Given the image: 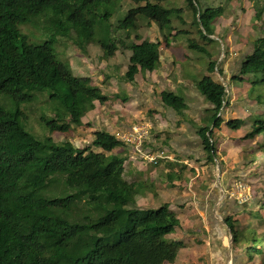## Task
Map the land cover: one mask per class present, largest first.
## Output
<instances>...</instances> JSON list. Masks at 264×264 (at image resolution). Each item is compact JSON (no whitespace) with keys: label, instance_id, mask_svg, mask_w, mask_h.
<instances>
[{"label":"trees","instance_id":"1","mask_svg":"<svg viewBox=\"0 0 264 264\" xmlns=\"http://www.w3.org/2000/svg\"><path fill=\"white\" fill-rule=\"evenodd\" d=\"M117 1L0 0V264H166L174 262L184 246L182 240L169 236L180 225L177 212L168 202L138 205L137 197L145 189L142 183L125 177L122 154L105 152L125 145L118 136L96 130L91 144L78 147L70 139L41 138L26 127L27 115L21 106L33 102L37 93H48L54 110V116L40 115L41 124L62 133L82 125L95 100L109 99L93 86L90 76L75 75L69 61L57 57L52 47L56 36L70 37L74 32L81 49L97 43L107 59L118 49L129 50L125 79L133 82L140 70L153 71L160 62L161 42L140 34L144 25L154 22L162 32L184 34L187 47L208 60L210 74L201 77L197 87L213 113L199 134L207 158L214 162L213 128L223 122L229 86L211 76L216 71L222 75L223 69L208 45L217 43L212 37L214 22L223 16L224 6L184 0L193 13L197 39L188 36L190 29L175 26L174 19L186 23L181 7L162 6L168 0H131L136 6L116 25L126 31L125 40L111 33L110 17ZM43 15L49 16L53 35L33 43L21 26ZM263 15L264 5L256 9L255 18ZM132 34L141 42L130 41ZM252 45L231 78L248 76L253 90L264 82V28ZM161 98L178 113L186 108L185 98L172 90L162 91ZM226 123L238 129L244 121ZM263 132L264 119L256 118L248 136ZM110 201L113 207L105 215L93 211L94 206H107Z\"/></svg>","mask_w":264,"mask_h":264},{"label":"crops","instance_id":"2","mask_svg":"<svg viewBox=\"0 0 264 264\" xmlns=\"http://www.w3.org/2000/svg\"><path fill=\"white\" fill-rule=\"evenodd\" d=\"M140 31L143 38L161 42L158 67L153 71L140 70L133 82L127 81L130 51L116 50L98 76L103 83L98 87L109 99L103 103L95 101L94 108L82 117L79 128L88 123L89 129L106 130L119 137L132 125L145 123L150 126V150L155 152L162 146L170 149L172 158L161 159L158 164L133 161L132 149L127 145L105 151L125 157L124 175L128 180L143 184L141 177L150 178V194L149 188L144 187L137 197L140 206H146L150 199L151 206L168 202L177 212L180 225L169 236L182 240L184 246L179 248L174 262L166 264H264V192L261 189L262 194L259 192L249 204H239L230 194L240 183L249 191L255 187L259 174L264 175V132L248 136L254 126L250 119L264 113V104H259L262 102L259 96L250 97L251 78H231L238 73L244 55L227 56L220 80V75L211 73L215 80H223L229 86L223 122L219 128H213L217 153L211 162L199 128L213 112L211 103L197 87V81L210 74L208 62L199 65L200 56H183L185 40L169 38L167 44L154 22ZM164 90L185 98L183 112L164 104L161 98ZM95 117L97 125L90 121ZM229 119H242L244 123L232 129L226 123ZM93 138L94 134L91 142ZM94 150L104 152L102 148ZM252 210H258L260 216H252Z\"/></svg>","mask_w":264,"mask_h":264},{"label":"rangeland","instance_id":"3","mask_svg":"<svg viewBox=\"0 0 264 264\" xmlns=\"http://www.w3.org/2000/svg\"><path fill=\"white\" fill-rule=\"evenodd\" d=\"M200 2L202 6L223 5L225 9L223 16L218 17L214 22L216 30L212 37L217 40V43L208 45L209 50L213 52V58L218 61L217 66L219 68L222 67L223 62L227 59L228 55H238L239 57L243 55L245 56L253 49V40L260 33H262L264 28V15L262 19H256L255 12L257 8L264 5V0H200ZM162 4V6L165 5L169 7H181L183 9V18L185 19L186 23L182 24L178 20L174 19L175 26H177V28L186 27L190 29L191 33L188 36L197 37V39H200L197 32V27L192 24L193 13L188 8L184 0H168L166 2H163ZM133 6H136V4L131 0H120L114 4L113 14L110 17V24L112 26L111 33L115 38L128 40L126 38V31L116 29V25L118 24L119 19L123 18L128 10ZM101 11H103V8H101ZM104 23H107V21H104ZM21 29L23 32L29 35V39L33 43L44 42L53 35V28L49 21V16L47 15L34 18L30 23L23 24L21 26ZM172 32H174L175 34L176 31ZM172 32L168 30L165 32L161 31L162 39L164 41L169 40V38L182 39L184 36V34L174 35ZM100 34L101 32L99 30L98 35ZM75 36L76 34L72 32L70 37L58 35L54 38L52 47L57 57L64 62L69 61L71 67L73 68L72 72L75 75L90 77L94 76V82L92 81V84L94 83L93 86H102L100 84L103 83L101 81H98V76L102 74L100 70L104 71L103 69L107 57L101 55L102 49L97 43H90L88 45H85V50L81 49V47L78 46L74 41ZM136 40L137 39L134 37V34H132L130 41ZM243 43L245 44L243 45ZM187 54L196 55L197 57L200 56L202 59L199 62V65H201V63L203 65L204 62H208L203 53L190 50L185 44L183 56H186ZM215 74H217L218 76L220 75V73L218 72H215ZM220 79L221 75L219 77V80ZM101 95H104V93H101ZM249 95L251 98L259 96V99L262 101L259 104H264V82H260L259 84L254 85V88L253 90L251 89ZM95 101L99 102V100ZM21 107L27 115V119L25 120L26 127L35 135L41 138L53 137L56 142H62L71 137L74 139L77 145L82 147L91 144L92 134H94L95 132L93 129L95 128L89 129L90 125H88V123L83 129L79 128L81 126L80 125L74 127L68 133H62L58 131L53 132L41 124L39 118L42 113H45L48 116H54L52 105L48 102V93H37L36 98L33 102L23 104ZM256 118L264 119V113L261 115L255 114L250 120L253 122ZM90 121L97 125L98 119L95 117V120L91 119ZM149 141L150 135L148 142L145 144V147L147 149H150L148 147V144H150ZM126 145L131 147L132 149L131 159H133V161L138 162V160H147L138 158V154L136 153L134 147L128 144ZM169 153H171L170 149ZM259 175L260 176H258L257 180L255 181V187L252 186L249 191L248 189L246 190V192L250 194L251 198L242 203L235 198L236 202H238L239 204H249V202H251L253 198H256V195L259 194L261 189L264 192V183H261L264 175L262 173ZM141 179L144 180L141 186L149 188L147 192L150 194V178L141 177ZM261 194L262 193L260 192V195ZM146 206L150 207V199L147 200ZM112 207L113 202L110 201L107 206H94L93 211L98 215H105L107 213V210ZM251 215L254 217H259L260 212L258 210H252ZM232 240L233 239H231L230 236L229 241L231 242Z\"/></svg>","mask_w":264,"mask_h":264},{"label":"built area","instance_id":"4","mask_svg":"<svg viewBox=\"0 0 264 264\" xmlns=\"http://www.w3.org/2000/svg\"><path fill=\"white\" fill-rule=\"evenodd\" d=\"M229 89L226 86V93L228 94ZM227 105L226 100L223 102V108ZM222 108V109H223ZM150 135V126L145 123H136L132 125L128 130L122 132L119 136L121 141L126 145H132L138 154V158L147 159L154 164H158L161 159L172 158L169 149L166 146L158 148L155 152L145 147L148 142ZM243 189L245 192H243ZM230 194L235 196L239 202H245L251 198L250 194L246 192L245 185L239 184L237 190H230Z\"/></svg>","mask_w":264,"mask_h":264}]
</instances>
